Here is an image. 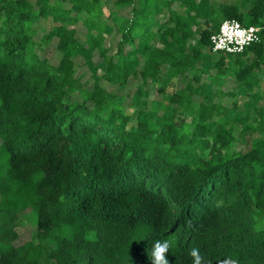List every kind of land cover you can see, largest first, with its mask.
I'll return each instance as SVG.
<instances>
[{"label": "trees", "instance_id": "trees-1", "mask_svg": "<svg viewBox=\"0 0 264 264\" xmlns=\"http://www.w3.org/2000/svg\"><path fill=\"white\" fill-rule=\"evenodd\" d=\"M153 1L166 13L155 25L139 0L106 15L99 0H0V264H150L156 241L169 264H193L192 248L202 264H264V93L250 77L264 68V0ZM226 19L259 42L212 53ZM84 54L90 84L74 62ZM245 54L229 73L244 92L214 103L201 75L211 65L221 78ZM243 125L260 136L245 143Z\"/></svg>", "mask_w": 264, "mask_h": 264}, {"label": "rangeland", "instance_id": "rangeland-1", "mask_svg": "<svg viewBox=\"0 0 264 264\" xmlns=\"http://www.w3.org/2000/svg\"><path fill=\"white\" fill-rule=\"evenodd\" d=\"M163 1V0H161ZM229 1V0H228ZM153 3H156V1L154 2L153 0H148L147 2L145 0H139V11L136 13L137 16L139 17H144L146 16V21L148 23L153 22L156 20V22H158V20H163L164 19V15L166 13H164V10L161 9V7L159 6L160 3H157L155 6L153 5ZM62 5L64 7H68V3H62ZM99 6L101 7L103 14L106 15L107 12H111L114 10L113 5H112V0H99ZM158 6V7H156ZM141 9V10H140ZM118 16L120 19H116V18H111V20H114L115 24L117 26L122 27L124 25V18H127V13L126 12H121L118 13ZM124 16V17H123ZM103 17V16H102ZM140 22H142L143 20L138 19ZM155 22H153L154 24ZM109 26H114L113 23L108 22ZM155 25V24H154ZM154 25L151 26V30L154 29ZM41 26L44 27L45 30H48L49 28V23H43L41 24ZM75 37L78 40V42H82L84 40V29L82 28V26L77 23L75 25ZM109 29H107L106 31H108ZM41 32L39 31L38 34H40ZM119 35L115 34L114 35V39L111 40L112 42V47L116 44V40L118 39ZM108 41H110V38L106 37V41L105 43L107 44ZM105 44V45H106ZM140 51V49H138ZM131 51L130 47L125 45L123 48V53L129 52ZM39 56L45 57V58H53L52 57V48L51 47H46L43 48L42 50L38 51ZM215 56V57H214ZM213 58H216V54H214ZM94 60H96V57H93ZM85 61L86 63L81 65V67L79 68L80 72H84L83 75V80L85 81V83L87 82L88 84L91 83L92 81V77L89 75L90 72H88L86 69V64H88L89 62L86 60V54L84 55H77L74 58V62L77 64H81L82 61ZM197 68H199L198 65H196ZM238 68V66H230L228 68L229 72H232L234 70H236ZM208 73H206V76L201 75L202 79H205V82L203 81V85L202 88H204L205 90H207V92H209L210 90V85H213L214 83H217L218 85V89L216 90L215 88H211V91H213L214 93L208 94L211 95L210 97L212 98V96H214L213 98V102L215 103H222L224 105H226L228 107L229 102H231L232 96H228V98H226V94H225V88L227 86V83H229V87H232V91L234 90H238V85L240 84L238 82L235 81L234 78H230L229 82L225 81L222 82L221 78H213L211 76V74H213L214 70L212 69V66L210 65L209 67H207ZM210 72V75H209ZM219 76L222 75V72L220 71V74H218ZM214 76V75H213ZM262 78V76H261ZM224 80V79H223ZM247 80V79H245ZM148 89H149V94H150V98H155L154 90L157 87V84L154 85H147ZM183 83L179 84V87H182ZM255 87L259 88V89H264V80L259 81L258 83H256ZM243 89V88H242ZM240 91V90H238ZM261 90L260 94L262 93ZM116 94H120L123 98H124V103L128 104L129 102V98L126 95L127 90L123 89L122 91L116 90L115 91ZM236 94V93H235ZM207 96V95H206ZM167 101V96L164 95L163 100H162V105L166 104ZM229 101V102H228ZM240 105V104H239ZM240 109V108H239ZM238 112V109L236 110L235 113ZM240 130V138L241 140H243L245 143H248L250 139L255 138L260 136V134L258 132H254L249 130L245 125H243L242 127H240L238 129V131ZM5 160V154L0 150V166L3 165L2 160ZM33 218H34V213L33 212H29L27 213L25 216H23L20 220V222L18 224H15L14 226V230L15 232L19 235V240L18 242H22L25 240H28L31 232H33ZM14 225V224H13Z\"/></svg>", "mask_w": 264, "mask_h": 264}, {"label": "built area", "instance_id": "built-area-1", "mask_svg": "<svg viewBox=\"0 0 264 264\" xmlns=\"http://www.w3.org/2000/svg\"><path fill=\"white\" fill-rule=\"evenodd\" d=\"M210 51L224 55L242 53L246 47L259 42L257 28L242 26L234 19L223 20L209 37Z\"/></svg>", "mask_w": 264, "mask_h": 264}, {"label": "crops", "instance_id": "crops-1", "mask_svg": "<svg viewBox=\"0 0 264 264\" xmlns=\"http://www.w3.org/2000/svg\"><path fill=\"white\" fill-rule=\"evenodd\" d=\"M248 61H251L250 56H249V54H245L244 56H242L238 59L235 66H238L237 69H241L242 67L247 65ZM224 66H226V65H224ZM221 72H222V75H221L222 76L221 77L222 82H225V81L229 82V79L233 78V76H229L230 72H229L228 68L222 67ZM209 75H210V72H209ZM203 76H206V74H203ZM261 76H262V78H261ZM250 77H252V79H254L255 84L258 83L259 81L264 80V68L262 66H259L258 68L254 69L253 71L250 72ZM203 81L205 82V79H202V85H203ZM201 89L205 90L204 88H202V86H201ZM238 90H240V91H238ZM238 90L232 91V87L230 88L229 83H227V86L225 88L226 98H228V96H232V99H233L235 93L238 94L240 92H244V89H242L240 87V85H238ZM255 90H260V92H261V90H264V89H259L256 87V88H254V91ZM205 91H207V90H205ZM262 93H264V91H262ZM237 98H242V100H244V99L248 98V96L239 95V96H237Z\"/></svg>", "mask_w": 264, "mask_h": 264}, {"label": "clouds", "instance_id": "clouds-1", "mask_svg": "<svg viewBox=\"0 0 264 264\" xmlns=\"http://www.w3.org/2000/svg\"><path fill=\"white\" fill-rule=\"evenodd\" d=\"M169 247L170 244L168 241H156L151 252L150 264H169V260L166 255ZM189 256L193 258V264H202V261L204 259L200 255L199 250L196 248H192L189 250Z\"/></svg>", "mask_w": 264, "mask_h": 264}]
</instances>
